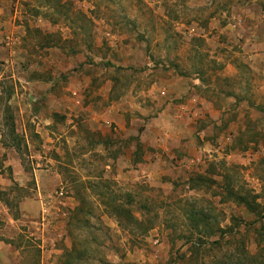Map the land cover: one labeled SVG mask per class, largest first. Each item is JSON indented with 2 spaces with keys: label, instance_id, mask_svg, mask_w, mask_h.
Wrapping results in <instances>:
<instances>
[{
  "label": "rangeland",
  "instance_id": "obj_1",
  "mask_svg": "<svg viewBox=\"0 0 264 264\" xmlns=\"http://www.w3.org/2000/svg\"><path fill=\"white\" fill-rule=\"evenodd\" d=\"M0 264H264V0H0Z\"/></svg>",
  "mask_w": 264,
  "mask_h": 264
},
{
  "label": "trees",
  "instance_id": "obj_2",
  "mask_svg": "<svg viewBox=\"0 0 264 264\" xmlns=\"http://www.w3.org/2000/svg\"><path fill=\"white\" fill-rule=\"evenodd\" d=\"M8 120L6 122L3 123V126L6 127V131L4 132V136H6L9 141H11L10 145L14 146L17 145L19 146L20 143V138H18V135L15 132V128H14V123L12 120V116H8ZM231 195V194H230ZM236 199H240L239 197H237ZM65 256V255H64Z\"/></svg>",
  "mask_w": 264,
  "mask_h": 264
}]
</instances>
